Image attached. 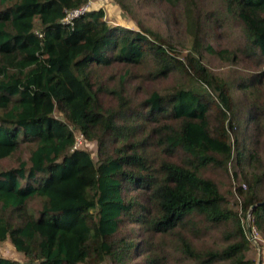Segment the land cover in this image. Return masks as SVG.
Segmentation results:
<instances>
[{
    "label": "trees",
    "instance_id": "16d2710c",
    "mask_svg": "<svg viewBox=\"0 0 264 264\" xmlns=\"http://www.w3.org/2000/svg\"><path fill=\"white\" fill-rule=\"evenodd\" d=\"M159 1L179 10L183 54L101 8L62 21L87 0H0V242L23 257L0 264H264L245 255L241 223L248 214L264 243V159L241 124L255 116L264 134V0ZM228 19L237 46H213L206 30ZM211 55L256 70L224 81L203 64ZM141 65L142 81L185 83L135 102L126 76ZM78 134L95 159L72 148ZM233 154L237 210L211 176Z\"/></svg>",
    "mask_w": 264,
    "mask_h": 264
},
{
    "label": "rangeland",
    "instance_id": "374dc122",
    "mask_svg": "<svg viewBox=\"0 0 264 264\" xmlns=\"http://www.w3.org/2000/svg\"><path fill=\"white\" fill-rule=\"evenodd\" d=\"M129 7L128 10H123L116 0H87L86 7L88 10L101 8L104 12V19L110 25H120L127 28L137 29L138 25L144 28H151L157 35L169 40L175 49L180 54L186 52L189 48V38L184 32L179 10L167 9L164 4L159 0H125ZM203 4L206 5L204 9H212L213 11H219V4L212 0H203ZM214 7H216L214 9ZM171 13V14H166ZM209 40L213 46L220 48L233 49L238 43V25L233 19L225 20L218 26L211 25L206 30L205 37ZM203 64L207 70L213 75L219 76L222 80H230L234 77L236 72L251 73L256 70L254 66L245 67L238 62L230 63L226 59H221L218 56H205ZM147 65L137 66L130 70L126 78L129 86L127 92L131 94V99L135 102L142 101L153 90L160 93H164L170 90L177 84L185 83V80L178 74H174L170 77L161 80H146L138 79L137 75L141 70H145ZM235 103L237 105H244L247 100H242L237 92L234 93ZM54 116L59 117L58 114ZM245 114L242 115L241 124L244 126L245 132L243 133L245 145L251 149H254L259 156L264 159V134L260 131L256 132L257 118L255 116L252 119H244ZM72 132H74L72 130ZM75 133V132H74ZM233 135V134H232ZM230 134V136L232 137ZM80 148L86 149L92 159H95V144L89 142H83ZM14 158L11 162H14ZM5 164L1 163L2 168ZM211 176L214 178H220L223 183L219 184L221 190L227 189L226 201L228 206L237 210L240 204V197L237 192V187L242 190L246 189L245 184L240 180V173L238 167L234 162V154L230 160L226 163V174H222L221 171H215ZM240 212V211H239ZM241 223L246 229H250V241L249 251L245 253L248 257L254 258L256 263L261 260L264 263V243L261 237L253 228L249 227V215L241 218ZM137 230V228H136ZM135 230V232H136ZM248 235V234H247ZM0 256L15 260L22 261L23 257L20 253L14 250L8 240L0 242Z\"/></svg>",
    "mask_w": 264,
    "mask_h": 264
},
{
    "label": "built area",
    "instance_id": "2783aa9c",
    "mask_svg": "<svg viewBox=\"0 0 264 264\" xmlns=\"http://www.w3.org/2000/svg\"><path fill=\"white\" fill-rule=\"evenodd\" d=\"M85 10H87V7L85 5L82 6L81 8H79V9L73 10V11L67 13L62 21L65 22V23H68L71 18L77 16L79 13H81V12H83ZM81 141H82V136L80 134L76 135L74 143L72 145V148L78 147L81 144ZM253 231H254V229H253Z\"/></svg>",
    "mask_w": 264,
    "mask_h": 264
},
{
    "label": "water",
    "instance_id": "95a60500",
    "mask_svg": "<svg viewBox=\"0 0 264 264\" xmlns=\"http://www.w3.org/2000/svg\"><path fill=\"white\" fill-rule=\"evenodd\" d=\"M264 202H262V204H263ZM247 234H248V236L250 237V229H247Z\"/></svg>",
    "mask_w": 264,
    "mask_h": 264
}]
</instances>
